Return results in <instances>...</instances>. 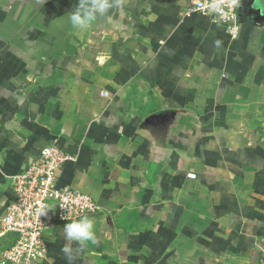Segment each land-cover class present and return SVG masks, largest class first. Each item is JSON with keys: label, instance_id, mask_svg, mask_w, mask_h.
Returning a JSON list of instances; mask_svg holds the SVG:
<instances>
[{"label": "crops", "instance_id": "crops-1", "mask_svg": "<svg viewBox=\"0 0 264 264\" xmlns=\"http://www.w3.org/2000/svg\"><path fill=\"white\" fill-rule=\"evenodd\" d=\"M190 1L121 0L79 29L77 0H0V217L54 143L73 157L57 184L98 206L75 264H264V0L235 38ZM65 225L31 264H67Z\"/></svg>", "mask_w": 264, "mask_h": 264}, {"label": "built area", "instance_id": "built-area-1", "mask_svg": "<svg viewBox=\"0 0 264 264\" xmlns=\"http://www.w3.org/2000/svg\"><path fill=\"white\" fill-rule=\"evenodd\" d=\"M241 1L194 0L185 5L184 14L209 16L222 23L235 38L240 28ZM69 160H73L70 154L49 143L25 169L12 176L13 199L0 217V235H9L12 240L1 252L0 264H31L43 260L48 253L46 232L97 212L98 206L89 194L57 184L56 172Z\"/></svg>", "mask_w": 264, "mask_h": 264}, {"label": "clouds", "instance_id": "clouds-1", "mask_svg": "<svg viewBox=\"0 0 264 264\" xmlns=\"http://www.w3.org/2000/svg\"><path fill=\"white\" fill-rule=\"evenodd\" d=\"M120 3L121 0H77L69 17L70 23L76 28L87 29L97 19H109L111 11L119 7ZM64 238L66 243L62 251L67 264H75V253L83 250L89 243L97 242L92 219L85 216L68 222L64 226Z\"/></svg>", "mask_w": 264, "mask_h": 264}]
</instances>
